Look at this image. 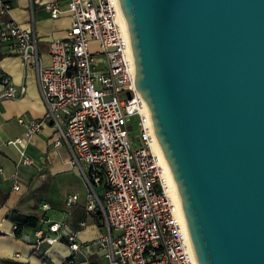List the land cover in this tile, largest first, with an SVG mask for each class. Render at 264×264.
<instances>
[{"label": "water", "instance_id": "1", "mask_svg": "<svg viewBox=\"0 0 264 264\" xmlns=\"http://www.w3.org/2000/svg\"><path fill=\"white\" fill-rule=\"evenodd\" d=\"M118 1L197 264H264V0Z\"/></svg>", "mask_w": 264, "mask_h": 264}, {"label": "built area", "instance_id": "2", "mask_svg": "<svg viewBox=\"0 0 264 264\" xmlns=\"http://www.w3.org/2000/svg\"><path fill=\"white\" fill-rule=\"evenodd\" d=\"M39 2L54 18L64 12L70 17L67 35L49 42L48 64L41 60L33 18L32 27L25 28L8 16V4L0 7V45L35 69L47 109L42 118L17 117L23 134L8 144L19 152L18 167L34 164L25 145L52 120L53 146L69 147L70 162L87 185L86 213L100 235L82 242L80 229L41 217L33 232L35 250L63 242L70 251L63 264L92 249L103 264H197L154 148L149 108L135 86L130 39L118 21L117 1L67 0L64 9L56 1ZM26 89L0 72V100L23 96ZM11 181L13 190H20L18 172ZM78 198L71 194L67 206Z\"/></svg>", "mask_w": 264, "mask_h": 264}, {"label": "crops", "instance_id": "3", "mask_svg": "<svg viewBox=\"0 0 264 264\" xmlns=\"http://www.w3.org/2000/svg\"><path fill=\"white\" fill-rule=\"evenodd\" d=\"M39 1H56L63 9L67 3V0H0V7L8 4V16L25 28L32 27L33 18L41 60L43 64H48L49 42L67 35L70 17L66 12L52 17ZM0 72L10 75L14 86L25 84L27 88L23 96L0 100V168L3 170L0 172V264H63L70 255L67 244L43 243L36 251L34 229L26 228L20 236L16 235L9 214L13 209L24 214L37 211L36 214L49 222L63 221L73 229H80L82 242L92 241L100 235V229L96 220L86 213L87 187L84 190L78 187L83 179L70 162L69 147L66 144L58 148L53 146L54 127L50 123L25 145L34 164L17 166L19 152L12 144H8V141L23 134L17 117L42 118L47 109L35 69L24 67L18 55L10 53L1 45ZM16 172L21 184L18 191L13 190L11 181ZM34 190H41L39 200L32 194ZM74 193H78L79 198L68 207L67 198ZM44 204L49 205V208L44 209ZM81 221L86 222L82 228L79 225ZM49 222L44 223L43 228L47 229ZM103 263L100 253L92 249L78 253L73 264Z\"/></svg>", "mask_w": 264, "mask_h": 264}, {"label": "bare ground", "instance_id": "4", "mask_svg": "<svg viewBox=\"0 0 264 264\" xmlns=\"http://www.w3.org/2000/svg\"><path fill=\"white\" fill-rule=\"evenodd\" d=\"M116 1H117V4H118V10H119L118 21H119V23L121 25V28L123 29V31L125 32L126 36L129 39V35H128V32H127V28H126L125 20H124V17H123V13H122L121 7L119 5V1L118 0H116ZM154 148H155L156 152L158 153V155L160 157L161 165L164 168L163 177L165 178L168 190L170 192V195H171V197L173 199V202H174V205L176 207V215L180 219V221L183 224V226L185 227L187 235H188V239H189V241L191 243L190 234H189L187 223H186V218H185V215H184V212H183V209H182L181 198H180L176 183H175V181H174V179L172 177L168 162L165 159V157H164V155L162 153V150L160 148V145H159L157 140L155 141ZM191 246H192V244H191Z\"/></svg>", "mask_w": 264, "mask_h": 264}, {"label": "trees", "instance_id": "5", "mask_svg": "<svg viewBox=\"0 0 264 264\" xmlns=\"http://www.w3.org/2000/svg\"><path fill=\"white\" fill-rule=\"evenodd\" d=\"M9 216L17 227L15 234L18 236H20L22 231L26 228L35 229L40 226L41 217L36 213L24 214L19 212L17 209H13Z\"/></svg>", "mask_w": 264, "mask_h": 264}, {"label": "rangeland", "instance_id": "6", "mask_svg": "<svg viewBox=\"0 0 264 264\" xmlns=\"http://www.w3.org/2000/svg\"><path fill=\"white\" fill-rule=\"evenodd\" d=\"M134 133H136V132H133V134ZM86 183H85V181L84 180H81V182H79L78 183V187H79V189H82V190H84L85 188H86ZM31 193V192H30ZM40 193H41V190H39V192L38 191H36V190H34V191H32V194L35 196V197H37V200H39L38 199V197L40 196ZM37 203H38V201H36ZM34 213H37V211H34Z\"/></svg>", "mask_w": 264, "mask_h": 264}]
</instances>
